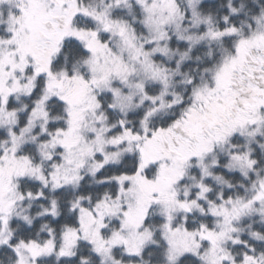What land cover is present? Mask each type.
<instances>
[{
  "label": "snow or ice",
  "instance_id": "6c2138e0",
  "mask_svg": "<svg viewBox=\"0 0 264 264\" xmlns=\"http://www.w3.org/2000/svg\"><path fill=\"white\" fill-rule=\"evenodd\" d=\"M53 261L264 264V0H0V264Z\"/></svg>",
  "mask_w": 264,
  "mask_h": 264
},
{
  "label": "trees",
  "instance_id": "16d2710c",
  "mask_svg": "<svg viewBox=\"0 0 264 264\" xmlns=\"http://www.w3.org/2000/svg\"><path fill=\"white\" fill-rule=\"evenodd\" d=\"M216 2H218V0L216 1ZM33 207H37L36 205H33ZM34 208V209H35ZM154 215H157L156 213H154ZM40 218H37V220H39ZM145 259H150L149 257H147V256H145ZM53 264H56V262L55 261H53Z\"/></svg>",
  "mask_w": 264,
  "mask_h": 264
},
{
  "label": "rangeland",
  "instance_id": "374dc122",
  "mask_svg": "<svg viewBox=\"0 0 264 264\" xmlns=\"http://www.w3.org/2000/svg\"><path fill=\"white\" fill-rule=\"evenodd\" d=\"M21 99H23V98H21ZM13 102L16 104L17 107H19L20 101H15L14 100Z\"/></svg>",
  "mask_w": 264,
  "mask_h": 264
}]
</instances>
